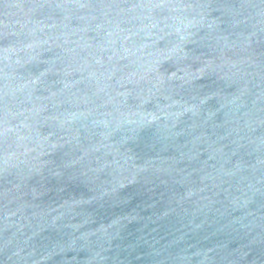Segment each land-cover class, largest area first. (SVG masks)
Masks as SVG:
<instances>
[{"label": "water", "instance_id": "95a60500", "mask_svg": "<svg viewBox=\"0 0 264 264\" xmlns=\"http://www.w3.org/2000/svg\"><path fill=\"white\" fill-rule=\"evenodd\" d=\"M0 264H264V0H0Z\"/></svg>", "mask_w": 264, "mask_h": 264}]
</instances>
